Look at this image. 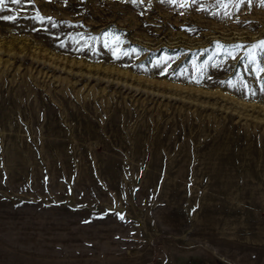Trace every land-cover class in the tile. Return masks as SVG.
<instances>
[{
  "label": "rangeland",
  "instance_id": "1",
  "mask_svg": "<svg viewBox=\"0 0 264 264\" xmlns=\"http://www.w3.org/2000/svg\"><path fill=\"white\" fill-rule=\"evenodd\" d=\"M260 40V0H3L0 264H264V50L215 43Z\"/></svg>",
  "mask_w": 264,
  "mask_h": 264
},
{
  "label": "snow or ice",
  "instance_id": "2",
  "mask_svg": "<svg viewBox=\"0 0 264 264\" xmlns=\"http://www.w3.org/2000/svg\"><path fill=\"white\" fill-rule=\"evenodd\" d=\"M14 2L15 3H20L21 0H14ZM141 2H143V0H141ZM173 2H175V0H173ZM218 2H219V0H218ZM241 2H243V0H241ZM260 2L262 4V6H264V0H260ZM2 3H3V0H0V4H2ZM40 18L43 19V17H40ZM3 19H5V20H14L15 17L14 16H4ZM105 35H110V33H105ZM117 43H119V41H117ZM215 43L217 44L218 47L231 48L233 50H238V49L247 47V55H248V57L251 58V60L253 62H255V59H256V50L257 49L264 50V40H260V41L254 42V43H252L250 45H247V46H245L242 43H236V44H233V45H230V46L221 45L219 41H217ZM228 54L231 55V52H229ZM113 55H116L115 51L113 52ZM256 72H257L258 75H259V73L264 72V66H259L258 65L257 68H256ZM261 91H264V86L261 87ZM120 218L123 219V216L121 215Z\"/></svg>",
  "mask_w": 264,
  "mask_h": 264
}]
</instances>
